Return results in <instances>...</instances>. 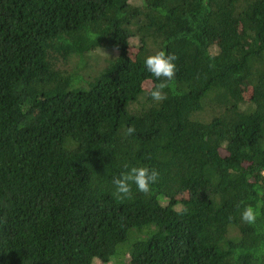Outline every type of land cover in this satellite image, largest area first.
I'll list each match as a JSON object with an SVG mask.
<instances>
[{"label":"trees","instance_id":"1","mask_svg":"<svg viewBox=\"0 0 264 264\" xmlns=\"http://www.w3.org/2000/svg\"><path fill=\"white\" fill-rule=\"evenodd\" d=\"M96 256L264 264V0H0V264Z\"/></svg>","mask_w":264,"mask_h":264},{"label":"clouds","instance_id":"2","mask_svg":"<svg viewBox=\"0 0 264 264\" xmlns=\"http://www.w3.org/2000/svg\"><path fill=\"white\" fill-rule=\"evenodd\" d=\"M178 57L161 49L154 54L147 56L144 60L146 70L157 80L158 83L146 89L147 94L156 102L167 99L164 91L170 87L174 80L178 67L176 64ZM136 131L134 126H128L127 134L132 135ZM160 173L155 168L147 166H131L127 171L118 177H113L112 183L115 186V195L119 199L131 198L133 195L132 187L144 195H150L152 186L158 182ZM260 215L252 205H246L241 213V220L247 224L254 225Z\"/></svg>","mask_w":264,"mask_h":264},{"label":"rangeland","instance_id":"3","mask_svg":"<svg viewBox=\"0 0 264 264\" xmlns=\"http://www.w3.org/2000/svg\"><path fill=\"white\" fill-rule=\"evenodd\" d=\"M135 1H138V0H135ZM114 256H116V255H114ZM114 256L111 259L106 260V261H104V260L101 261L102 259H100V257L96 256L94 259V262H98L100 264H118V262L125 261L126 259L129 258L128 256H126V257L124 256V257H120V258L114 257Z\"/></svg>","mask_w":264,"mask_h":264}]
</instances>
